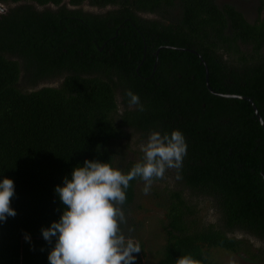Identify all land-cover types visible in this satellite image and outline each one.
<instances>
[{"label": "trees", "instance_id": "16d2710c", "mask_svg": "<svg viewBox=\"0 0 264 264\" xmlns=\"http://www.w3.org/2000/svg\"><path fill=\"white\" fill-rule=\"evenodd\" d=\"M0 2V181L14 180L17 212L0 221V264H49L55 241L42 229L62 216L54 189L75 167L99 160L126 174L141 161L126 157L132 135L174 130L187 154L171 169L176 187L148 194L163 214L164 242L153 249L130 208L141 179L126 190L122 229L142 248L135 264H149V254L152 264L257 255L235 234L264 240V130L235 94L252 98L264 120V0L253 19L216 0ZM201 61L209 88L235 98L206 90ZM47 81L55 85H39ZM129 89L143 112L129 108ZM199 198L216 223L200 222Z\"/></svg>", "mask_w": 264, "mask_h": 264}, {"label": "clouds", "instance_id": "9594fccd", "mask_svg": "<svg viewBox=\"0 0 264 264\" xmlns=\"http://www.w3.org/2000/svg\"><path fill=\"white\" fill-rule=\"evenodd\" d=\"M126 96L129 108L145 110L138 94L129 89ZM139 150L142 161L126 174L109 163L85 160L73 169L70 178H64L62 186L55 187L64 211L58 221L42 229L49 245L55 241L48 255L49 264H135L134 253H140L142 248L122 229L127 223L122 210L126 190L132 180L139 178L145 182L143 191L147 195L154 179L162 178L168 169L182 166L187 144L180 130L171 134L153 131ZM14 195V180L5 177L0 181V221L17 215L11 206ZM25 238L31 239L28 235ZM176 264L199 262L188 255L181 256Z\"/></svg>", "mask_w": 264, "mask_h": 264}, {"label": "rangeland", "instance_id": "374dc122", "mask_svg": "<svg viewBox=\"0 0 264 264\" xmlns=\"http://www.w3.org/2000/svg\"><path fill=\"white\" fill-rule=\"evenodd\" d=\"M217 3H225L231 4L235 7V5L244 11L248 19H253L257 14V5L259 0H216ZM83 9L90 11H103L99 10L97 7L88 6L86 3L82 5ZM20 85L25 86L23 79L20 81ZM40 86L43 85H55L54 82L47 81L44 83H40ZM38 85V86H39ZM148 139L141 138L138 134H134L129 139V147L130 151L126 152L127 159H132L133 161L143 159V153L139 150V145L141 143H146ZM125 160V159H124ZM125 162V161H124ZM124 162L122 164H124ZM161 180L153 181L151 188H162L163 186H167L169 188L176 187V183L174 182V176L172 174L171 169H168L165 172V175L160 178ZM145 182L140 180L136 184L135 188V196L133 203L131 205V210L133 211V215L137 220H140V235L145 241V244L154 248L156 244L163 243V231L161 228V220L163 219V214L160 212L158 208H156L153 204V199L149 197V193L147 195L144 194ZM194 202L198 203L200 210V222L204 223H216L218 215L210 208L209 201L206 199H194ZM137 205L141 207L138 208ZM144 206V209H142ZM247 235L249 241L251 242L250 249L257 253V255L247 254L245 252L242 253H228L224 251L215 252V259L219 264H264V240L259 237L251 234H244L243 232H237L235 237H245ZM147 262L152 264L154 262L153 256L148 255Z\"/></svg>", "mask_w": 264, "mask_h": 264}, {"label": "water", "instance_id": "95a60500", "mask_svg": "<svg viewBox=\"0 0 264 264\" xmlns=\"http://www.w3.org/2000/svg\"><path fill=\"white\" fill-rule=\"evenodd\" d=\"M186 49H187V48H186ZM187 50L190 51V52H192V53H194V55H196V56L200 59L199 55H197V53H195L194 50H192V49H187ZM200 60H201V59H200ZM201 63H202V65H203V69H204V86H205L206 90L209 91V92H210L211 94H213L214 96H218V97H223V98H235V96H241V97H244V98L248 99L249 102H250L251 105H252V108H253L254 114L256 115L257 119L259 120V122H260V124H261V126H262V128H263V130H264V120H263L262 116L260 115V113H259V111H258V109H257V106H256V104L254 103V101L252 100V98H250V97L247 96V95L235 94V96H233V95H226V94H217V93L213 92V91L209 88V86H208V81H207V70H206V67H205V65H204V63H203L202 61H201ZM263 179H264V174H263ZM262 184H264V183H262Z\"/></svg>", "mask_w": 264, "mask_h": 264}, {"label": "built area", "instance_id": "2783aa9c", "mask_svg": "<svg viewBox=\"0 0 264 264\" xmlns=\"http://www.w3.org/2000/svg\"><path fill=\"white\" fill-rule=\"evenodd\" d=\"M6 10H7L6 5L0 2V14L4 13Z\"/></svg>", "mask_w": 264, "mask_h": 264}]
</instances>
